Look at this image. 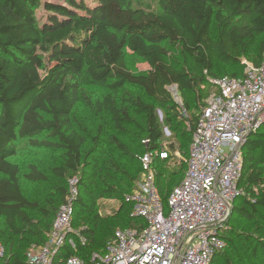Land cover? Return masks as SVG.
I'll use <instances>...</instances> for the list:
<instances>
[{
    "label": "trees",
    "instance_id": "16d2710c",
    "mask_svg": "<svg viewBox=\"0 0 264 264\" xmlns=\"http://www.w3.org/2000/svg\"><path fill=\"white\" fill-rule=\"evenodd\" d=\"M40 6L42 17L35 13ZM240 16L249 17V26L234 23ZM254 44L255 50L250 51ZM174 48L181 49L188 64L169 61L170 49ZM126 50L144 60L149 69L142 74L131 72ZM263 54L264 0H158L157 9L132 7L130 0H0V219L8 234L0 237L4 248L0 264H27V251L46 242L68 190L66 185L56 186L58 197L48 201V208L28 198L20 166L14 161L20 144L58 153L51 171L61 183L77 178L72 226L86 237V243L75 250L64 247L59 257L75 255L89 262L92 253L105 251L116 228L145 227L142 218L132 215L133 202L127 196L125 201L121 187L108 183L102 175L98 160L93 167L88 163L89 155L106 136L105 119L95 118L105 113L117 133L125 125H135L131 113L141 118L144 135L137 154L115 135L108 136V143L126 157L136 158L157 148L164 128L174 138L169 147L188 157L203 99L216 92L209 78L242 77V59L257 65ZM217 63L242 67V71L222 69V74H217ZM85 86L101 87L106 93L95 96L82 89ZM127 86L138 88L157 104L162 117L155 104L138 95L127 94L122 97L123 104L117 105L116 95ZM170 87L175 88L180 102ZM78 104L90 114V134L74 119ZM181 108L185 113L191 111L190 115H184ZM143 140H148L147 146ZM86 141L90 146L84 150ZM242 158L238 181L242 193L233 199L231 210L252 219L264 213V121L247 137ZM101 164L104 172L125 174L124 187L128 195L133 193L134 181L141 175L139 160L135 176L124 173L110 155ZM178 165L176 159L158 164L156 185L164 209L187 166L183 170L182 164L180 169ZM172 175L178 177L165 190L164 181ZM23 178L32 183L47 179L35 163L27 164ZM82 191L90 199L84 200ZM110 195L119 197L121 205L101 215L96 201ZM29 211L40 216L34 218ZM222 236L225 247L214 254L210 264L222 259L223 264H264V244L257 258L256 246H247L238 254L234 250L225 253L227 243L231 247L234 240ZM228 254L233 255L232 260Z\"/></svg>",
    "mask_w": 264,
    "mask_h": 264
},
{
    "label": "built area",
    "instance_id": "2783aa9c",
    "mask_svg": "<svg viewBox=\"0 0 264 264\" xmlns=\"http://www.w3.org/2000/svg\"><path fill=\"white\" fill-rule=\"evenodd\" d=\"M242 64V77L209 78L216 92L204 99L183 178L171 190L167 209L156 185L158 164L180 154L162 139L157 148L139 156L141 175L127 196L133 202L132 215L145 221L144 228H116L105 251L92 253L89 262L75 255L59 257L64 247L75 250L86 243L72 226L78 195V180L73 177L46 242L31 246L27 264H210L225 247V219L233 199L242 193L238 181L243 142L264 121V54L257 65L246 59ZM163 133L170 134L166 128ZM142 143L147 146L148 140ZM3 255L0 245V259Z\"/></svg>",
    "mask_w": 264,
    "mask_h": 264
},
{
    "label": "rangeland",
    "instance_id": "374dc122",
    "mask_svg": "<svg viewBox=\"0 0 264 264\" xmlns=\"http://www.w3.org/2000/svg\"><path fill=\"white\" fill-rule=\"evenodd\" d=\"M49 1H55V0H49ZM88 3H92L93 0H86ZM132 7H145V8H150V9H157V1L158 0H130ZM35 13L39 16H43V10L42 7H38L35 10ZM234 23L245 27L249 26V17L247 16H240L234 20ZM256 48V44L252 45L250 48V51H254ZM169 61L174 63V64H188V59L185 57V55L182 53L180 48H174L170 49L169 53ZM126 64L128 68L133 72L134 74H142L145 73L148 69L149 66L148 64L136 57L134 54H132L129 50H126ZM225 70L226 72H231V71H242V67L238 68H233L230 66H225L221 63L216 64V73L217 74H222L221 71ZM82 89L93 93L95 96H103L106 93V90L101 88V87H94V86H85L82 87ZM172 95L174 96V99L179 102L180 98L177 95V92L175 91L174 87H170ZM127 94H132V95H138L142 99H144L147 102H152L155 104L152 100L146 98L142 92L138 88H133L127 86L124 90L119 92L116 97H115V102L117 105L123 104L122 97L127 95ZM190 100H192V96L190 95ZM193 102V100H192ZM201 104L199 103L198 110L200 108ZM155 107L157 108V113L159 115V112L162 115L161 109L158 107L157 104H155ZM195 108V105H193L192 109ZM191 111H188L184 115H190ZM132 117L135 120V125H125L124 130L117 133L116 131L113 130L110 122H109V117L105 114L102 113L101 117H96L95 121L98 119H105L106 122V136L102 137L97 144L95 150L89 155L88 158V163L90 164L91 167L96 164L97 160L101 165L102 168V175H105L106 180L108 183L122 189V195L125 199L126 196H128V190L124 187V181L123 177H125V174H115L113 172H104V168L101 163H103L107 157V155H110L113 160H115L119 166L124 170V173L133 175L135 176L136 170H137V161L139 160V156L136 158L131 157V156H124L120 154L117 150L113 148L112 145L108 143V136L109 135H115L121 142L125 143L129 151L131 153H138L139 151V140L141 137L144 135L142 132L143 129V122L141 121V118L132 114ZM74 119L79 121V127L83 129L86 133L90 134L91 133V126L89 125L90 122V114L84 110L83 106L81 104H78L75 108L74 111ZM188 127V125L186 124ZM259 129V127H258ZM170 133V132H169ZM174 141V138L171 134L169 136L165 137V143L169 144ZM90 146L89 142H85L83 145V149L86 150ZM20 149L18 152V155L14 158V161L17 162L20 166V171H21V182H22V187L24 190V193L28 198L31 200L35 201L38 203L39 206L42 208H48L49 202L48 201H55L58 197V192H56V186L58 185H66L68 188V182H60L58 179L55 178L53 175L51 168L54 166L57 161H58V153L52 152V151H46V150H36L30 147L25 146L24 144H20ZM180 156L176 158L178 167L180 169L181 164L183 167V170L185 169L186 165V158L187 154H182L179 149H175ZM29 163H35L40 170H43L44 173L46 174V181L43 182H37V183H32L25 181L23 178V173L27 172V164ZM169 169V168H166ZM178 170V169H177ZM88 172L90 173H95L93 172L92 168H87ZM183 172V171H182ZM181 172V173H182ZM178 175L174 176L172 175L167 181H164V187L165 190H168L167 186L171 185L176 179ZM137 183L136 179L134 183ZM100 183V182H98ZM99 189L98 186L95 188V192ZM167 192V191H166ZM81 196L84 200L90 199V195H88L86 192L82 191ZM127 199V197H126ZM125 199V201H126ZM98 211L101 215L104 214H109L112 213L114 210L118 209L121 205V200L119 197L115 196H106L103 198H100L96 201ZM232 205V203H231ZM29 214L37 218L39 217V212H33L29 211ZM226 223V228L223 230L222 235H225L226 237H231L234 240L233 246L230 247V244L227 243L228 248L226 249L225 253L230 250H234L235 254H238L242 251L247 250V246H256L257 252H256V258L259 255V249L260 246L264 244V213L261 215L258 214L257 216H254L252 219H245L242 216L238 214H234L231 210V206L229 208V212L226 216L225 219ZM81 225V223H79ZM229 228V229H228ZM228 229V230H227ZM7 230L4 227L1 219H0V237L5 236L7 237ZM1 244V242H0ZM226 244V243H225ZM233 255L228 254V259L232 260ZM223 260V259H222ZM222 260L218 261L216 264H223Z\"/></svg>",
    "mask_w": 264,
    "mask_h": 264
},
{
    "label": "water",
    "instance_id": "95a60500",
    "mask_svg": "<svg viewBox=\"0 0 264 264\" xmlns=\"http://www.w3.org/2000/svg\"><path fill=\"white\" fill-rule=\"evenodd\" d=\"M159 117L161 118L162 117V115H161V113L159 112ZM244 143H245V140H244V142H243V145H244Z\"/></svg>",
    "mask_w": 264,
    "mask_h": 264
},
{
    "label": "crops",
    "instance_id": "0c3cea01",
    "mask_svg": "<svg viewBox=\"0 0 264 264\" xmlns=\"http://www.w3.org/2000/svg\"><path fill=\"white\" fill-rule=\"evenodd\" d=\"M205 99V98H204ZM204 99H203V101H204ZM164 134V133H163ZM163 139H165V137L163 138Z\"/></svg>",
    "mask_w": 264,
    "mask_h": 264
}]
</instances>
